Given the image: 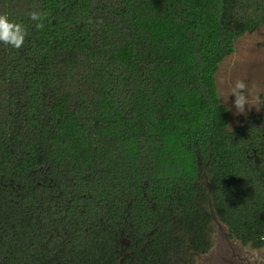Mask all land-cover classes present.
I'll list each match as a JSON object with an SVG mask.
<instances>
[{
	"label": "trees",
	"instance_id": "trees-1",
	"mask_svg": "<svg viewBox=\"0 0 264 264\" xmlns=\"http://www.w3.org/2000/svg\"><path fill=\"white\" fill-rule=\"evenodd\" d=\"M5 13L28 35L0 45V264H189L212 247L208 203L264 247V127L230 131L215 80L264 0H0Z\"/></svg>",
	"mask_w": 264,
	"mask_h": 264
},
{
	"label": "rangeland",
	"instance_id": "rangeland-1",
	"mask_svg": "<svg viewBox=\"0 0 264 264\" xmlns=\"http://www.w3.org/2000/svg\"><path fill=\"white\" fill-rule=\"evenodd\" d=\"M243 80L248 84L250 100L259 97L264 101V25L253 33L245 34L235 42L234 53L223 60L215 76L217 90L221 104L230 111L229 130L237 128L252 121L259 128L264 127V104H256L253 100L245 113L235 114L232 107L234 97L229 96L230 87L236 80ZM200 180L206 185L205 176L201 173ZM208 211L213 215V222L210 227L212 247L206 254L194 256L193 264H229L231 259L238 263V258L247 259L250 264L261 263L264 260V249L253 250L242 246L235 240L228 238L225 226L220 224L211 210V205H206ZM229 240V241H228Z\"/></svg>",
	"mask_w": 264,
	"mask_h": 264
},
{
	"label": "clouds",
	"instance_id": "clouds-1",
	"mask_svg": "<svg viewBox=\"0 0 264 264\" xmlns=\"http://www.w3.org/2000/svg\"><path fill=\"white\" fill-rule=\"evenodd\" d=\"M29 18L34 23L36 30L43 27L41 23L42 17L38 12H30ZM27 35L28 31L22 23L11 20L6 13L0 14V45H5L12 49H20ZM248 88V84L239 79L230 87L228 98L229 96L234 97L232 107L235 109V114H244L246 108H249L253 100L256 104H264V101H261L259 97H253L250 100Z\"/></svg>",
	"mask_w": 264,
	"mask_h": 264
},
{
	"label": "flooded vegetation",
	"instance_id": "flooded-vegetation-1",
	"mask_svg": "<svg viewBox=\"0 0 264 264\" xmlns=\"http://www.w3.org/2000/svg\"><path fill=\"white\" fill-rule=\"evenodd\" d=\"M261 217H263V215H261ZM228 238L230 239V240H235L234 238H231V237H229L228 236ZM229 241V240H228ZM235 241H237V240H235ZM237 242H239V241H237ZM240 243V242H239ZM241 244V243H240ZM242 245V244H241ZM243 246V245H242ZM245 247V246H244ZM264 249V247L263 248H261V249H258L257 251H262ZM210 251V250H209ZM208 251V252H209ZM207 252V253H208ZM206 254V253H205ZM201 255H203V254H201ZM194 256H199L198 254H194L193 256H192V258H191V261H190V263L189 264H193V259H194ZM238 258L237 259V261H238V263L237 264H250L249 263V261L247 260V259H242V258H239L238 256H235V255H233L232 256V258ZM229 262V264H236V262L235 263H233L234 261L231 259L230 261H228ZM253 264H264V260H261V263H258V262H254Z\"/></svg>",
	"mask_w": 264,
	"mask_h": 264
}]
</instances>
